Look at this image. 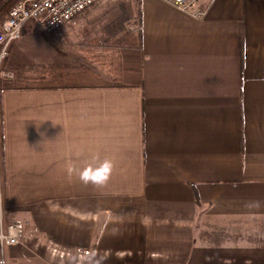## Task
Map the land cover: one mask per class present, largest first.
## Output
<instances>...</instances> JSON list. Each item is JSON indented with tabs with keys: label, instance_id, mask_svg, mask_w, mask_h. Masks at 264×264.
Listing matches in <instances>:
<instances>
[{
	"label": "crops",
	"instance_id": "obj_1",
	"mask_svg": "<svg viewBox=\"0 0 264 264\" xmlns=\"http://www.w3.org/2000/svg\"><path fill=\"white\" fill-rule=\"evenodd\" d=\"M135 4L132 79L74 82L71 66L0 89V218L27 221L0 264H264V225L239 232L264 224V0ZM33 28L6 70L26 69ZM60 35L37 40L44 65ZM93 156L114 163L103 187L67 172Z\"/></svg>",
	"mask_w": 264,
	"mask_h": 264
},
{
	"label": "rangeland",
	"instance_id": "obj_2",
	"mask_svg": "<svg viewBox=\"0 0 264 264\" xmlns=\"http://www.w3.org/2000/svg\"><path fill=\"white\" fill-rule=\"evenodd\" d=\"M11 1V4H13L18 0ZM135 13L136 4L134 1L102 0L95 2L82 11L77 16L74 23H68L67 26L63 28L61 35L59 36L60 39L55 41V43L58 44V52H56L55 55L59 59L57 58V61L46 65L44 64L49 60H47L48 57H46L45 51L37 54V42H41L37 40L41 39V36H44L49 42V39L52 40V37L48 34L42 33L36 27L33 28L34 35L30 37L26 35L24 38V44H20L26 48V54L29 55L23 64L26 69L22 72H17V70L15 71L13 68L14 77L18 78V75H23L28 83L36 85V78H50V72L56 73L62 68H70L71 66L73 68L84 67L82 69H88V66H90L94 68L96 72H99L98 74L101 75V80H113L120 77V81L127 82L132 79V77L126 73H122L118 76L119 74L117 73H121V71L117 69L119 67L113 64L114 60L111 61L110 59L111 62H109L108 59L107 62V58H111L113 54L118 53L119 44L114 42L116 39L119 40L126 34L137 35L138 29ZM117 15L120 17L118 18ZM123 17H125L123 20L124 29H118V31H116L117 34H113V22H116L118 19L122 20ZM132 47L135 48V44H133ZM130 52L139 57L137 48ZM5 59L3 60V63ZM58 65H60V68ZM55 78V81H65L69 80L71 77L56 76ZM91 79L95 80L96 78L92 77ZM77 80H84V78L79 77ZM258 224L259 225L255 231L241 230L239 232L254 236L255 239H257L258 235L261 234L260 231L264 225L262 222ZM217 242L221 244L228 242V240L221 237L220 239H217ZM237 244L239 243L237 242Z\"/></svg>",
	"mask_w": 264,
	"mask_h": 264
},
{
	"label": "built area",
	"instance_id": "obj_3",
	"mask_svg": "<svg viewBox=\"0 0 264 264\" xmlns=\"http://www.w3.org/2000/svg\"><path fill=\"white\" fill-rule=\"evenodd\" d=\"M102 0H18L8 10L0 22V78H13L12 70L3 67L11 44L21 37L22 26L31 20L36 28L48 35H58L68 23L85 9ZM105 1V0H104ZM139 1V0H126ZM179 9L192 15L204 13L201 3L209 0H165ZM27 221L14 219L3 222L0 218V249L4 245H15L22 242L24 226Z\"/></svg>",
	"mask_w": 264,
	"mask_h": 264
},
{
	"label": "trees",
	"instance_id": "obj_4",
	"mask_svg": "<svg viewBox=\"0 0 264 264\" xmlns=\"http://www.w3.org/2000/svg\"><path fill=\"white\" fill-rule=\"evenodd\" d=\"M12 1L11 0H0V22L5 18V16L7 15V12L9 10V8L15 3L11 4ZM11 4V6H10ZM118 18L120 17L119 15H117ZM116 16V18H117ZM115 18V19H116ZM125 17L122 18V20L118 19L116 22H113L114 25H113V28H114V31H113V34L118 31V29H124V26H123V20H124ZM27 25H30V24H33V22L31 20L29 21H26L24 23V25L22 26V32H23V29L25 28V26ZM118 38V37H117ZM114 42H117L119 44V50H118V53L116 54H113L111 56V58H107V60L109 59V62H111L112 60L113 61V64L114 65H117L119 68H117L119 71H122V73L126 72V71H131V70H134V69H137L138 68V65L141 61V51H140V39H139V33H137V35H131V34H126V35H123L119 40L116 39ZM121 42V44H120ZM135 44V48L132 47V45ZM56 49L57 46L55 45ZM137 48V52L139 54V57L138 55H134L132 54L130 51H134L135 49ZM107 56V55H106ZM111 59V61H110ZM115 69V68H114ZM122 73H117L119 74L118 76H120V74ZM72 75H74L72 78V81H80V83H83V82H86V81H98L100 83V85H113V84H117L120 82V77L116 78V79H110V80H101V78L97 75V73H95L94 70H92L91 68H85L83 70H79L78 72H75L73 73ZM84 78V80H77V78ZM92 77H95L96 79L95 80H92L91 78ZM24 81V80H23ZM22 81V79H18V78H0V89H3V88H18V87H22L23 85L26 86H33L34 84H31V83H24ZM27 81V80H26ZM65 81H68V80H65ZM111 81V82H110ZM36 84H37V81H36ZM96 84V83H94ZM56 85V84H54Z\"/></svg>",
	"mask_w": 264,
	"mask_h": 264
},
{
	"label": "clouds",
	"instance_id": "obj_5",
	"mask_svg": "<svg viewBox=\"0 0 264 264\" xmlns=\"http://www.w3.org/2000/svg\"><path fill=\"white\" fill-rule=\"evenodd\" d=\"M113 169L114 163L111 159L104 158L101 160L99 156H93L91 161L85 164L82 169H78L73 161H69L67 164L69 175L76 173L83 184H91L97 187H103L109 182Z\"/></svg>",
	"mask_w": 264,
	"mask_h": 264
}]
</instances>
